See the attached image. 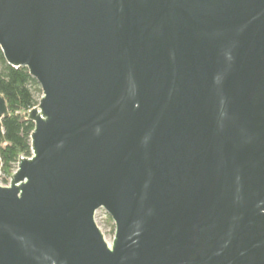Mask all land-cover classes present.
Masks as SVG:
<instances>
[{
  "label": "water",
  "instance_id": "water-1",
  "mask_svg": "<svg viewBox=\"0 0 264 264\" xmlns=\"http://www.w3.org/2000/svg\"><path fill=\"white\" fill-rule=\"evenodd\" d=\"M0 49L43 92L0 264H264V0H0Z\"/></svg>",
  "mask_w": 264,
  "mask_h": 264
},
{
  "label": "trees",
  "instance_id": "trees-1",
  "mask_svg": "<svg viewBox=\"0 0 264 264\" xmlns=\"http://www.w3.org/2000/svg\"><path fill=\"white\" fill-rule=\"evenodd\" d=\"M0 94L5 97L10 111L3 124L5 141L0 145L2 182L8 184L19 159L32 157L31 136L35 125L28 120V113L39 105L43 92L27 69H14L7 64L1 49ZM108 221L113 224L109 216Z\"/></svg>",
  "mask_w": 264,
  "mask_h": 264
},
{
  "label": "rangeland",
  "instance_id": "rangeland-1",
  "mask_svg": "<svg viewBox=\"0 0 264 264\" xmlns=\"http://www.w3.org/2000/svg\"><path fill=\"white\" fill-rule=\"evenodd\" d=\"M3 179H4V177L2 176L0 179L1 185L7 186L10 184L11 180H9L8 184H5L2 182ZM108 216L109 215L104 210H100L97 213L96 221H97L98 226L102 230L103 234L105 235L107 242L109 243V245H112L114 237H115V225H114V223L111 224L108 221Z\"/></svg>",
  "mask_w": 264,
  "mask_h": 264
},
{
  "label": "built area",
  "instance_id": "built-area-1",
  "mask_svg": "<svg viewBox=\"0 0 264 264\" xmlns=\"http://www.w3.org/2000/svg\"><path fill=\"white\" fill-rule=\"evenodd\" d=\"M97 216V215H96Z\"/></svg>",
  "mask_w": 264,
  "mask_h": 264
}]
</instances>
